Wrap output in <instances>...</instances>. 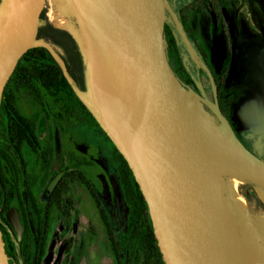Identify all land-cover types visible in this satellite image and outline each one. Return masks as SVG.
I'll list each match as a JSON object with an SVG mask.
<instances>
[{
	"label": "water",
	"instance_id": "95a60500",
	"mask_svg": "<svg viewBox=\"0 0 264 264\" xmlns=\"http://www.w3.org/2000/svg\"><path fill=\"white\" fill-rule=\"evenodd\" d=\"M46 2L21 0L17 8L6 0L0 7V109L22 57L33 48L52 51L38 40ZM69 2L107 78L120 118L92 87L89 75L88 93L75 92L132 170L164 263L236 264L213 169L240 166L248 171L245 181L264 184V161L240 141L220 109L214 116L230 139L214 134L194 112L169 61L166 1ZM0 264H9L1 229Z\"/></svg>",
	"mask_w": 264,
	"mask_h": 264
},
{
	"label": "trees",
	"instance_id": "16d2710c",
	"mask_svg": "<svg viewBox=\"0 0 264 264\" xmlns=\"http://www.w3.org/2000/svg\"><path fill=\"white\" fill-rule=\"evenodd\" d=\"M3 1L0 0V7ZM165 1L167 2V0ZM231 2L232 0H195L180 11L179 20L182 29L203 54L202 58L212 75L214 88L218 94L216 104L230 121L233 118L235 103L231 88L226 84L230 45L229 23L225 19L224 12ZM192 12L203 15L212 26L222 29L225 33V44L228 50H225L226 58L224 57L225 61L220 69H218L219 64L217 62L212 64L211 58L209 59L208 54L203 52L202 46L194 34L189 16ZM77 28L79 29V25ZM38 40L49 44L52 51L46 48H33L18 62L3 93L0 109V152L11 150V145H16V143H19V147L30 143L28 134L31 133V128L35 124L21 113L18 103L21 94L28 96L32 103L38 106V113H48L50 121L54 120L65 133H63V137L68 129L73 130L78 127L90 130L96 137H103L102 148L109 155L121 195L125 218L122 233L117 234L109 223L106 209L98 199L89 180L94 172V164L85 156L80 160V182L95 199L99 216L106 228L109 252L113 262L114 264H165L155 238L148 205L132 170L75 92V88H77L82 93H88L89 62L84 47L72 34L56 28L48 20L46 12L41 17ZM166 44L169 61L179 84L187 94L197 95L202 99L198 83L190 74L186 61L180 53L175 33L168 18ZM210 100L214 102L212 97ZM49 134V168H51L54 160L52 125ZM240 141L242 142L241 139ZM249 141L253 142L254 146H259L257 149L260 150L261 147L264 149V143H260L258 137L256 139L249 138ZM242 143L247 147L245 142ZM247 148L264 161V153L261 155L259 150ZM71 167H73V162H71ZM65 174L66 177L70 176L73 179L75 171L71 170ZM6 177L4 191L2 192L0 189V229L8 262L9 264H32L33 261V264H43L49 246L54 207L60 203L62 188L57 186L51 191V195L54 197L50 202L48 215L37 211L31 215L32 221L30 222L24 210L21 211L23 226L21 240L18 241L7 219L13 191L9 178ZM3 204L4 207H2Z\"/></svg>",
	"mask_w": 264,
	"mask_h": 264
},
{
	"label": "rangeland",
	"instance_id": "374dc122",
	"mask_svg": "<svg viewBox=\"0 0 264 264\" xmlns=\"http://www.w3.org/2000/svg\"><path fill=\"white\" fill-rule=\"evenodd\" d=\"M5 1H3L2 5ZM56 1L60 2L64 7H68L69 15L65 21L72 24L77 32L84 37L78 17L69 0ZM190 1L167 0L166 2L167 18L176 34L182 57L185 59L190 74L197 81L200 91L205 98V100H202L199 96L191 94L188 95L187 99L189 101H198L203 109L206 112L208 111V115L211 116L213 124L221 136L225 139H230L229 133L214 116L215 111L219 107L215 103L217 102V92L214 88L211 73L202 61L193 41L188 38L180 27L178 12ZM50 2L47 0L45 12L48 20L57 28L56 24L49 18L52 9ZM227 11L234 43L231 50L232 55L229 62V73L226 84L231 88L232 97L235 102L234 106L241 111L249 101H255L264 110V2L263 0H234ZM191 23L193 29L202 39L209 42L212 46L211 59L213 63L224 62V42L221 39H217L219 35L212 31L211 25L206 20L197 16L192 17ZM77 25H79V29ZM83 47L86 51V47L84 45ZM210 97L213 98L214 102L210 100ZM18 103L21 112L27 117H35L36 114H41L37 112L38 106L34 105L31 99L24 94L19 96ZM51 125L55 144L52 179L66 170L63 157L64 142L67 149L70 145L75 144V154L80 157H87L94 164L92 181L96 185L98 193L103 195V205L110 215L109 219L113 229L117 234L122 233L124 229L122 219L124 215L123 207L120 204L119 191L116 187L114 168L110 165L109 155L102 148L103 137H96L90 130L81 127L73 130L68 129L65 137H63V130L58 129L54 123ZM251 131L256 130L252 128ZM260 141V143H264V138H261ZM247 143L251 149L255 151L259 150L257 149L259 146H254L253 142L247 141ZM259 151L263 155L264 149L262 147ZM253 186L254 183L252 182L238 183L237 192L247 203L252 221L257 228L261 229L262 221L260 219L264 214V205L255 195ZM76 193L78 202L77 209L73 212L71 231L66 235L60 217H55L45 264H114L109 254L106 228L101 221L95 204L83 187L77 188ZM110 193L113 194L112 199L109 197ZM114 194L118 200V223L115 220ZM14 215L15 213H10L9 218L12 219ZM17 227L20 234L21 230L18 225ZM229 229H231L232 241L236 240L235 245H239L242 242L239 228L232 224ZM70 239L72 240V245L70 253L67 256L65 249Z\"/></svg>",
	"mask_w": 264,
	"mask_h": 264
},
{
	"label": "flooded vegetation",
	"instance_id": "af4514ba",
	"mask_svg": "<svg viewBox=\"0 0 264 264\" xmlns=\"http://www.w3.org/2000/svg\"><path fill=\"white\" fill-rule=\"evenodd\" d=\"M194 1L195 0H191L188 4H186L179 10L178 12L179 20H180V11L184 7L193 3ZM233 2L234 0H232L228 8L232 5ZM228 8L225 10L224 13H225V19L229 23L228 35H229V45H230V51H229L230 57L228 59L230 62V58L232 55V51H231L232 45L234 42H233V38L231 35L232 33L230 29V19L227 16ZM166 16H167V13H166ZM189 16H190V23L192 21L193 16L201 17L202 19L208 22V20L203 15H200L195 12H192ZM208 24L210 23L208 22ZM191 27H192V23H191ZM211 28H212V31H214L216 34L219 35L218 36L219 38L217 37V39L218 40L221 39L224 42V56H226L225 50L227 48L225 44L224 31L222 29L220 30V28L216 29L212 25H211ZM193 31H194V34L196 35V38L198 39L199 43L202 46L203 52L207 53L210 59L211 53H212V46L209 44V42L204 41V39H202V37L194 29ZM188 38L190 37L188 36ZM193 43L195 44L194 41ZM195 46L200 53L202 61L204 62L202 58L203 54L200 52L196 44ZM212 64H213V61H212ZM218 64H219L218 69H220L223 62L218 63ZM228 73L229 72L227 71V78H228ZM217 98H218V94H217ZM202 99H205L204 96L202 97ZM22 115L24 114L22 113ZM232 116L233 118L231 121L228 119L229 123L231 124L235 133H237L236 135L238 136V138L241 139L242 142H245L247 147H249L247 143V141H249V138H255V139L257 137L259 139L264 138V110L260 104H258L255 101H249L241 111H239L235 107ZM27 118L31 120L32 122H34L35 124V126H32L31 128V133L28 134L30 136V141H29L30 143H26V145L23 144L20 147H19V143H16V145L15 144L11 145V150H8V151L3 150L4 152H0V189L2 190V192L4 191V183L7 178L6 176H8L11 189L13 192H12V201H11L10 207L7 212V219L11 227L13 228L15 235L19 241L21 240L22 226H23L21 211L24 210V212L28 215L30 222L32 221L31 215L33 213H36L37 211H41L43 215H48V212L50 210V202L54 197V195H51V191L57 186L62 188V193H60L61 194L60 203L58 205H55L54 207L55 212L53 213V217H52V230H51V235L49 239V246H48L46 257L43 262V264H45V261L48 257L50 241L52 238V232H53V226H54L53 221L55 217L56 216H58V218L60 217L64 225V232L66 235L70 233L71 231L72 224H73V212L76 211L77 202H78L76 191H77V188L83 187L80 182L81 157L75 154V150H74L76 147L75 144L70 145L67 149L65 146L66 143L64 142L63 157H64V165L66 167V170L63 173L59 174L57 177L52 179L54 160H53L51 168H49V138H50L49 133L51 130L52 123H54L58 129H61V128L54 122V120H52V122L50 121V118L47 112L41 113L40 115L36 114L35 117H27ZM252 128H254L256 131H251ZM240 130H242V132H240ZM53 140H54V134H53ZM54 158H55V144H54ZM71 162H73V167H71ZM110 165L112 166L111 163ZM71 170L75 171V176L73 177V179H71L70 176L68 177L65 176L66 175L65 173L70 172ZM89 180L96 191L98 199L103 205L104 203L103 195L98 193L97 187L92 181V177H89ZM116 187L118 188L117 183H116ZM83 189L87 192V194L89 195L90 199L93 201L97 209L95 199L91 196V194L84 187ZM112 196L113 194L110 193L109 194L110 199H112ZM119 196H120V201H121L120 191H119ZM117 203H118L117 196H115L116 223H118L119 221V218L117 217V212H118ZM120 204H122V202H120ZM2 207H4V204L2 205ZM10 213H15L12 219L9 218ZM109 216L110 215L108 214V217ZM122 219H123V223L125 226L124 215ZM109 223H110V219H109ZM17 225L19 226L21 230L20 234L18 232ZM16 243L18 242L16 241ZM71 245H72V240L70 239L68 243L66 244L67 247L65 246L66 247L65 253L67 256L70 253ZM32 257L34 259L35 256L33 255ZM111 259H112V256H111ZM32 264H33V261H32Z\"/></svg>",
	"mask_w": 264,
	"mask_h": 264
},
{
	"label": "bare ground",
	"instance_id": "6f19581e",
	"mask_svg": "<svg viewBox=\"0 0 264 264\" xmlns=\"http://www.w3.org/2000/svg\"><path fill=\"white\" fill-rule=\"evenodd\" d=\"M49 1L52 2H50L52 8L49 14L50 20L56 24L57 28L69 32L81 45L83 44L86 46L89 59L88 75L90 83L114 115L119 119V109L112 97L107 78L97 61L87 36L84 34V37H82L72 24L65 21L69 15L68 7H64L56 0ZM8 4L18 8L21 7V0H8ZM189 103L199 119L214 134L221 135L215 128L211 116L207 113L208 111L206 112L198 101H189ZM213 174L221 190L223 207L228 225L230 227L233 224L238 227L242 236V242L239 245H235L236 240H233L235 245L236 264H264V214L260 219L262 225L261 229H259L251 219L247 203L237 192L238 183L246 182L243 176L246 177L248 171L243 167L235 165L216 166L213 169ZM253 189L258 199L264 205V184L254 182Z\"/></svg>",
	"mask_w": 264,
	"mask_h": 264
}]
</instances>
